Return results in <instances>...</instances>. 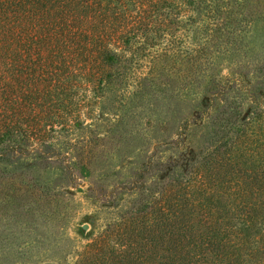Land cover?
<instances>
[{
	"label": "trees",
	"instance_id": "16d2710c",
	"mask_svg": "<svg viewBox=\"0 0 264 264\" xmlns=\"http://www.w3.org/2000/svg\"><path fill=\"white\" fill-rule=\"evenodd\" d=\"M243 8L246 0H0V176L59 158L50 140L88 129L82 117L100 120L110 96L139 99L164 73L210 75L229 63L228 75H210L211 116L187 125L206 128L205 139L167 183L134 184L131 207L76 264H264V70L240 72L239 60L260 18ZM224 38L239 44L212 54Z\"/></svg>",
	"mask_w": 264,
	"mask_h": 264
},
{
	"label": "rangeland",
	"instance_id": "374dc122",
	"mask_svg": "<svg viewBox=\"0 0 264 264\" xmlns=\"http://www.w3.org/2000/svg\"><path fill=\"white\" fill-rule=\"evenodd\" d=\"M243 16L260 22L257 36L240 42L239 70L258 74L264 70V0H246ZM229 39L215 40L211 53L234 50L239 43ZM219 62L210 75L229 74V63ZM179 73L162 74L142 98L124 102L110 96L100 103V120L82 117L88 129L50 140L57 142L53 154L59 158L23 175L19 170L0 176V264H76L88 243L131 207L134 184L167 183L189 147L206 137V128L187 125L214 111L209 72Z\"/></svg>",
	"mask_w": 264,
	"mask_h": 264
}]
</instances>
